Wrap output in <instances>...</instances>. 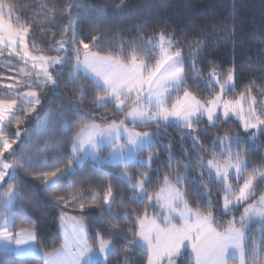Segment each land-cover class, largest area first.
<instances>
[{
    "label": "snow or ice",
    "instance_id": "1",
    "mask_svg": "<svg viewBox=\"0 0 264 264\" xmlns=\"http://www.w3.org/2000/svg\"><path fill=\"white\" fill-rule=\"evenodd\" d=\"M123 6L124 0L115 5ZM18 7L0 0V57L6 55L5 67L16 73L0 83L8 97L0 99L4 250L35 257L39 264H110L118 253L119 264H132L138 250L145 254L144 264H264V155L255 162L248 159L264 149V141L257 143L264 136V84L249 79L237 91L234 40L229 64L208 60L205 73L199 63L210 34L234 38L236 17L213 22L210 32L184 36L167 27L149 35L139 25L131 40L108 43L102 50L99 26L92 25L98 34L90 42L78 37L76 0H32L23 14ZM58 17L67 23L57 27ZM247 63L252 66L251 57ZM259 75L264 78V68ZM62 81L71 107H58L49 127L53 113L39 115L41 93L55 92ZM90 88L95 90L91 96ZM80 109L93 115L81 120ZM34 113L35 132L46 137L35 151L28 127ZM233 117L239 124L228 129ZM12 124L14 135L6 131ZM77 124L70 140L61 139L64 128ZM170 128L178 140L169 135ZM53 141H59L54 150ZM157 144L166 158L154 151ZM89 158L96 162L91 170L102 171L100 165L110 163L120 171L106 173L107 183L78 179ZM20 172L39 181L60 207L58 247L41 246L38 227L28 215L29 226L15 228L11 206L27 198ZM113 181L120 182V191ZM73 206L80 213L97 209L112 229L130 238L127 246L99 229L93 237L83 215L64 211Z\"/></svg>",
    "mask_w": 264,
    "mask_h": 264
},
{
    "label": "trees",
    "instance_id": "2",
    "mask_svg": "<svg viewBox=\"0 0 264 264\" xmlns=\"http://www.w3.org/2000/svg\"><path fill=\"white\" fill-rule=\"evenodd\" d=\"M13 3L21 6L17 8V12L27 13V5L32 3V0H12ZM44 2V0H38ZM61 4L67 3L68 0H59ZM79 7L75 9L74 27L77 29L78 37L84 39L85 42H90L93 35L98 34L96 27L99 26V32L103 33L101 49L107 50L108 43L115 42L117 45L120 40H131L137 34V27L145 25L147 33L152 34L153 31L158 32L161 28L167 27L169 32L175 33L177 36L186 34H195L201 29L211 31L210 25L213 22L228 21L233 15L236 17V32L234 38L224 37L222 33L208 36V44L205 48L199 63L206 73L208 68V60H215L217 64L225 66L233 60V40L235 41V62L238 70L237 91L242 88L243 84L249 79H256L257 83L264 84V78H261L259 73L261 68H264V0H124V6L121 8L115 7L120 3V0H76ZM101 11H97V8ZM62 21L61 17L57 18V27ZM38 35L37 33L34 34ZM31 43V40H30ZM39 44V40H36ZM251 57V67L247 63V59ZM7 56L0 57V83L10 82L6 79L7 76H15L16 73L5 67L4 61ZM14 59V58H13ZM21 65L16 63V68ZM83 76V74L78 73ZM64 80H67V71L65 72ZM21 90H27L23 88ZM94 89H89V95L94 93ZM6 89L0 88V99L8 98L5 96ZM39 115L43 116L46 112H52L53 117L51 124L56 121L55 110L58 107L69 108L70 91L62 81L59 89L55 92L44 90ZM85 107L93 108V105L87 104ZM79 111V119L84 120L93 113L85 112L83 109ZM100 112H105V109H100ZM21 115H23L21 113ZM35 113L29 117L28 127L33 130L31 137V147L35 151L37 148L44 146V135H39L35 132L36 121ZM98 119V117H96ZM111 118V117H110ZM239 124L238 121L231 119L227 123L228 129H233ZM25 125H21L23 128ZM80 125L77 124L74 128H64L63 137L61 139H71V136L79 130ZM149 130V129H144ZM154 130V129H153ZM219 130V129H217ZM6 131L10 135H14L16 127L14 124L8 125ZM216 131V130H214ZM242 131V130H241ZM169 135L176 140L179 139L174 128L169 129ZM39 137V138H38ZM212 137H209V141ZM163 142H168V137H162ZM264 141V136L259 137L257 143ZM59 141H53L50 145L51 149L58 146ZM14 147H17L14 145ZM104 151H108L106 148ZM160 153L161 158H166L165 152L161 144H157L156 149ZM176 154L179 155V148L176 149ZM147 152L144 153L146 158ZM261 155H264V149L249 154L248 159L257 161ZM95 162L88 159L83 170L77 174L78 179L92 177L94 181L99 180L107 183L106 173H116L120 171L118 166L101 165L102 171L91 170ZM134 163V161L130 162ZM131 170V169H130ZM195 174V173H193ZM19 178L25 185L27 198L20 200L16 199L11 211L14 214L15 228L21 226H29L25 215L31 217L35 221L41 246L46 249L58 247L62 240L59 230V212L60 207L55 204L51 197L42 189L39 181L33 180L32 177L24 172H20ZM117 191H120L121 184L118 181H113ZM216 189L213 188L215 193ZM119 201H117V204ZM115 210V208H114ZM3 211V206L0 204V212ZM69 216L83 215L91 224L92 236H95L97 229L101 230L107 236L117 241L120 245L127 246V239L119 230L112 229L106 220L101 216L97 209H85L84 213H80L79 208L64 209ZM239 216V212L236 213ZM230 218V217H229ZM220 223H224L223 218H219ZM124 223V222H122ZM15 228L13 230H15ZM121 255L118 253L111 257L110 264H119ZM145 254L138 250L132 259V264H144ZM0 264H39L36 258L18 257L14 253L0 251ZM182 264H186L182 262Z\"/></svg>",
    "mask_w": 264,
    "mask_h": 264
},
{
    "label": "rangeland",
    "instance_id": "3",
    "mask_svg": "<svg viewBox=\"0 0 264 264\" xmlns=\"http://www.w3.org/2000/svg\"><path fill=\"white\" fill-rule=\"evenodd\" d=\"M81 74H83L84 75V73L83 72H80ZM231 119H233V120H235V121H238V120H236L234 117L233 118H231ZM239 122V121H238ZM106 153H107V151L105 152L104 151V149H103V151H101L100 152V155L101 156H104V155H106ZM90 160H92L91 158H89ZM93 161V160H92ZM95 162V161H94ZM130 162H132V161H130ZM96 163V162H95ZM102 165H112V164H110V163H104V164H102ZM101 166V165H100ZM15 201V200H14ZM13 205H14V202H13ZM13 205L11 206V208L13 207ZM3 206V205H2ZM0 251H2V252H7V251H5L4 250V248H3V246L2 245H0ZM8 253H13V252H8ZM15 254V253H14ZM25 257H30V256H25ZM32 258H35V257H32Z\"/></svg>",
    "mask_w": 264,
    "mask_h": 264
},
{
    "label": "crops",
    "instance_id": "4",
    "mask_svg": "<svg viewBox=\"0 0 264 264\" xmlns=\"http://www.w3.org/2000/svg\"><path fill=\"white\" fill-rule=\"evenodd\" d=\"M59 230H60V234H61V237H62V232H61V228H60V225H59Z\"/></svg>",
    "mask_w": 264,
    "mask_h": 264
}]
</instances>
